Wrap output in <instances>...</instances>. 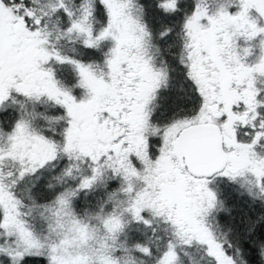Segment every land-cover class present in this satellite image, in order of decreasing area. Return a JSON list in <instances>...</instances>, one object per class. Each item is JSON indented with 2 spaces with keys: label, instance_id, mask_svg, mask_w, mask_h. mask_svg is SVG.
I'll list each match as a JSON object with an SVG mask.
<instances>
[{
  "label": "rangeland",
  "instance_id": "374dc122",
  "mask_svg": "<svg viewBox=\"0 0 264 264\" xmlns=\"http://www.w3.org/2000/svg\"><path fill=\"white\" fill-rule=\"evenodd\" d=\"M101 1L108 12V23L101 35L110 38L113 47L102 75H96L91 68L80 70L83 99L75 102L55 87L46 64L52 59L63 61L62 58L45 46L35 31L16 24L19 27L12 43L6 46L0 40V105L14 93L42 94L60 103L69 118L63 151L95 163L93 174L107 172L120 177L127 198L125 213L134 218L143 212L161 216L176 227L185 241L209 245L210 255L220 257L219 246L206 237L204 223L214 207L215 190L205 177L189 174L175 141L189 125H218L225 146L220 173L249 178L254 187H263L264 160L249 145L234 142V128L246 123L248 117L236 115L232 123L230 111L242 103L252 105L254 79L264 75L261 3L244 1L234 14L219 12L210 18L200 11L193 16L186 27L188 72L203 105L194 119L157 133L149 127L147 110L161 75L148 63L145 32L133 19L126 2ZM250 9L261 18L248 15ZM52 144L22 121L16 122L5 139H0L2 226L12 236L11 248L16 257L40 250L41 245L20 221L16 202L3 180L16 166L22 176L53 160L56 155ZM91 180L84 179L82 185L88 186ZM170 190L174 193L168 194ZM58 211L56 236L44 244L51 264H117L110 247L112 237L122 228V214H106L89 223L66 213L64 208ZM174 259V253L169 251L159 264H171ZM222 264H226L224 260Z\"/></svg>",
  "mask_w": 264,
  "mask_h": 264
},
{
  "label": "trees",
  "instance_id": "16d2710c",
  "mask_svg": "<svg viewBox=\"0 0 264 264\" xmlns=\"http://www.w3.org/2000/svg\"><path fill=\"white\" fill-rule=\"evenodd\" d=\"M120 1L128 4L133 19L142 26L148 63L161 75L148 103L149 127L160 133L172 124L189 122L199 113L203 98L188 72L187 24L200 11L210 18L219 12L234 14L248 0ZM256 1L263 12L264 0ZM248 15L261 18L253 9ZM107 23L108 12L101 0H0V40L9 46L19 27L16 24L40 35L45 46L63 60L46 64L55 87L75 102L84 95L80 70L91 68L102 75L107 68L113 47L112 40L101 35ZM254 80L252 105L242 103L230 111L232 123L236 115L248 117L234 128V142L249 145L264 160V75ZM18 121L28 123L34 133L53 143L56 157L22 176L16 166L3 180L16 202L20 221L41 249L16 257L12 236L2 226L0 208V264H51L44 244L55 238L56 212L62 208L89 223L106 214L124 216L110 247L117 264H159L169 251L175 255L171 264H222V260L226 264H264V180L258 188L249 178L221 173L205 177L215 190L214 207L204 220L206 237L219 246L222 255L215 258L209 245L195 240L188 243L163 217L143 212L134 218L125 213L122 179L107 172L93 174L95 163L63 151L69 118L60 103L42 94H11L0 105L1 140ZM88 178L93 179L90 184L82 185Z\"/></svg>",
  "mask_w": 264,
  "mask_h": 264
},
{
  "label": "water",
  "instance_id": "95a60500",
  "mask_svg": "<svg viewBox=\"0 0 264 264\" xmlns=\"http://www.w3.org/2000/svg\"><path fill=\"white\" fill-rule=\"evenodd\" d=\"M176 138V147L190 175L211 178L221 171L225 157L223 137L217 125L213 123L189 125L188 128L181 130ZM167 192L171 194L174 190Z\"/></svg>",
  "mask_w": 264,
  "mask_h": 264
},
{
  "label": "flooded vegetation",
  "instance_id": "af4514ba",
  "mask_svg": "<svg viewBox=\"0 0 264 264\" xmlns=\"http://www.w3.org/2000/svg\"><path fill=\"white\" fill-rule=\"evenodd\" d=\"M218 128H219V126H218ZM223 146H224V144H223ZM225 147V146H224Z\"/></svg>",
  "mask_w": 264,
  "mask_h": 264
}]
</instances>
